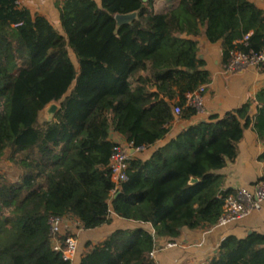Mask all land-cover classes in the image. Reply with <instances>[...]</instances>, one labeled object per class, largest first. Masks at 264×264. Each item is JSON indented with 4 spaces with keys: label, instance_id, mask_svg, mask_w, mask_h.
Segmentation results:
<instances>
[{
    "label": "trees",
    "instance_id": "trees-1",
    "mask_svg": "<svg viewBox=\"0 0 264 264\" xmlns=\"http://www.w3.org/2000/svg\"><path fill=\"white\" fill-rule=\"evenodd\" d=\"M19 1L0 0V160L7 152L18 173L13 181L0 173V264H70L52 249L54 218L83 231L111 215L136 224L87 242L78 264H154L157 239L215 226L227 193L217 172L236 158L245 130L264 147V87L181 130L149 159L130 158L113 195L110 135L144 149L196 116L186 96L210 81L197 38L221 43L224 67L235 53H260L264 10L251 0H169L175 5L163 13L154 0H56L55 27ZM132 12L136 19L117 28L114 17ZM257 68L264 72V62ZM50 103L58 111L46 122L40 113ZM204 264H264V234L228 236Z\"/></svg>",
    "mask_w": 264,
    "mask_h": 264
},
{
    "label": "crops",
    "instance_id": "crops-1",
    "mask_svg": "<svg viewBox=\"0 0 264 264\" xmlns=\"http://www.w3.org/2000/svg\"><path fill=\"white\" fill-rule=\"evenodd\" d=\"M55 2L56 0H20L19 4L27 8L32 15L44 16L55 27H58L59 14ZM251 2L264 10V0H251ZM171 4L175 5L169 0H163L162 6H167L163 11L157 12L154 3V11L163 13L171 7H169ZM197 42L198 58L204 62V69L210 75V81L204 85L202 111L188 120L175 121L163 140L154 146L134 152L131 158L149 159L156 149L175 138L181 130L207 121L211 116H223L225 113L239 108L245 102L253 101L256 93L264 87V72L260 68L249 66L227 73L223 64L221 43H209L204 35L198 37ZM256 110V103H252L249 116L253 117ZM110 138L115 143L126 146L123 137L111 134ZM263 150L264 147L258 141L256 134L250 129L245 130L242 139L237 144L236 158L232 162H226L224 168L217 172L222 182L221 190L228 192L238 188L252 189L263 174L264 164L258 161V156ZM110 219V224L95 230L83 231L77 227L73 229L77 250L70 264L79 263L81 256L87 251L85 248L87 242L95 245L116 229L136 227V224L119 219L114 215H111ZM144 227L152 231L150 227ZM251 232L264 234V204L259 211H251L243 218L223 226L216 224L204 231L183 229L180 236L174 241L157 239L152 259L154 264H204L216 254L223 239L228 236L242 239ZM167 243H174L176 246L169 248L166 247Z\"/></svg>",
    "mask_w": 264,
    "mask_h": 264
},
{
    "label": "built area",
    "instance_id": "built-area-1",
    "mask_svg": "<svg viewBox=\"0 0 264 264\" xmlns=\"http://www.w3.org/2000/svg\"><path fill=\"white\" fill-rule=\"evenodd\" d=\"M247 39L245 36L244 40ZM264 62V50L260 53H250L244 55L241 53H235L229 62L224 67L225 72H235L245 67H257L260 63ZM204 92V86L199 87L196 91L186 96V105L194 108L196 112L202 111V94ZM180 110L174 109V114L179 115ZM140 149H132L130 144L122 146L116 144L110 155L108 168L111 173V179L114 183V190L112 195L118 189L119 184L126 180V168L127 162L131 158L134 152H138ZM222 214L218 220L219 225H226L227 223L243 218L251 211H259L264 204V183L258 182L252 189L238 188L234 191H228L222 197ZM68 219H50V231L52 234V249L55 252H59L62 255L64 261L71 262L76 254L77 241L72 236H67L63 243L59 240L60 228L65 226ZM70 221V220H68ZM72 222V221H71ZM174 243H167L166 247H174ZM154 251L150 254L152 258Z\"/></svg>",
    "mask_w": 264,
    "mask_h": 264
},
{
    "label": "rangeland",
    "instance_id": "rangeland-1",
    "mask_svg": "<svg viewBox=\"0 0 264 264\" xmlns=\"http://www.w3.org/2000/svg\"><path fill=\"white\" fill-rule=\"evenodd\" d=\"M167 1V0H164ZM156 11H163L165 9V6H162L163 0H154ZM167 3V2H166ZM172 7L173 5H169V7ZM40 119L43 120V113H40ZM7 152L4 153L3 157L0 160V173H4L7 177H9L12 181L15 180L17 177V168L14 164H12L8 158H7ZM69 220V219H68ZM66 221L65 226L63 228H60V235H66L74 237L76 240V237L74 236L73 229L77 227L76 222Z\"/></svg>",
    "mask_w": 264,
    "mask_h": 264
},
{
    "label": "water",
    "instance_id": "water-1",
    "mask_svg": "<svg viewBox=\"0 0 264 264\" xmlns=\"http://www.w3.org/2000/svg\"><path fill=\"white\" fill-rule=\"evenodd\" d=\"M143 3H146L147 0H142ZM137 17V12H132L129 14H124V15H116L114 17L115 22H116V27L119 28L120 26L123 25H128L132 23ZM58 111V106L55 103H50L48 104L41 113H43V120L46 122L52 121L54 118V115ZM196 180L192 179L190 181L191 184L195 183Z\"/></svg>",
    "mask_w": 264,
    "mask_h": 264
}]
</instances>
